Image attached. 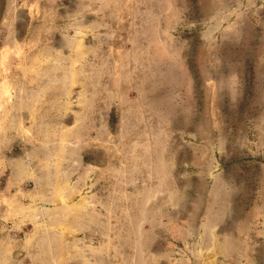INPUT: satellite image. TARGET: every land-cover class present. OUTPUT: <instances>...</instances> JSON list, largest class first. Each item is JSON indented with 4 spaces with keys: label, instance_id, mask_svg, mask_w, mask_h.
<instances>
[{
    "label": "rangeland",
    "instance_id": "374dc122",
    "mask_svg": "<svg viewBox=\"0 0 264 264\" xmlns=\"http://www.w3.org/2000/svg\"><path fill=\"white\" fill-rule=\"evenodd\" d=\"M0 264H264V0H0Z\"/></svg>",
    "mask_w": 264,
    "mask_h": 264
},
{
    "label": "bare ground",
    "instance_id": "6f19581e",
    "mask_svg": "<svg viewBox=\"0 0 264 264\" xmlns=\"http://www.w3.org/2000/svg\"><path fill=\"white\" fill-rule=\"evenodd\" d=\"M59 147V146H58ZM134 167V166H133Z\"/></svg>",
    "mask_w": 264,
    "mask_h": 264
}]
</instances>
